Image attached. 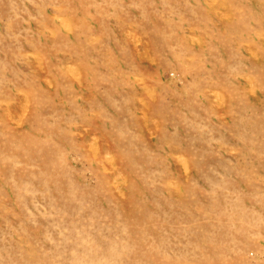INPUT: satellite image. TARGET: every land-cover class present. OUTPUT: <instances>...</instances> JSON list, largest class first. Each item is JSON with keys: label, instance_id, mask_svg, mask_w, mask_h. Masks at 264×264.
Listing matches in <instances>:
<instances>
[{"label": "rangeland", "instance_id": "rangeland-1", "mask_svg": "<svg viewBox=\"0 0 264 264\" xmlns=\"http://www.w3.org/2000/svg\"><path fill=\"white\" fill-rule=\"evenodd\" d=\"M0 264H264V0H0Z\"/></svg>", "mask_w": 264, "mask_h": 264}]
</instances>
